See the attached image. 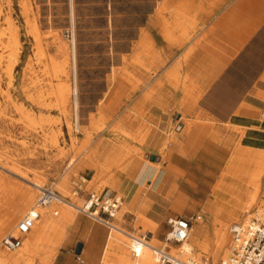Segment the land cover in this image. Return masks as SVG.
Listing matches in <instances>:
<instances>
[{"label": "rangeland", "instance_id": "1", "mask_svg": "<svg viewBox=\"0 0 264 264\" xmlns=\"http://www.w3.org/2000/svg\"><path fill=\"white\" fill-rule=\"evenodd\" d=\"M231 1L223 0L224 4L219 5L214 0H200L206 9L213 10L216 7L214 13ZM190 3L191 0H0V181L3 179L19 186L18 199L30 190L35 191L31 208L40 196L31 183L39 179L45 181V188H53L59 195L69 192L68 200L79 207L84 206L88 195L92 193L100 195L108 192L122 197L123 204L110 222L127 232L117 233L125 239L129 253L125 252V243L116 242L117 256L112 258L117 261L116 264H131L136 258L131 252L133 236L146 234L148 244L161 249L167 247L164 241L169 232L167 221L175 217L192 219V236L197 234L198 228L202 227L205 233H210L214 228L222 227L218 223L228 224L230 251V226L245 221L264 208V173L259 175L258 172L264 167V110L258 121L243 130L233 125L227 118V112L204 111L203 107L207 103L205 97L188 96L183 104L167 111V106L162 102L165 98L159 95L158 79L166 71L167 65L175 60L177 51L181 50L170 45L175 42L177 33V10L186 8L190 12L186 7ZM161 12L164 24L158 21ZM161 26L169 32L170 37L165 41L160 37ZM185 26L190 27L187 24ZM145 32L150 37L147 46H143L142 42ZM60 44L66 46L64 52L60 50ZM126 70L129 75L125 81L122 77ZM123 82H126L127 87L120 97L121 103L112 104V89ZM150 84L152 90L145 97L144 87L149 88ZM68 87L71 90L70 102L65 105L59 97V90ZM76 87L77 112L74 104ZM181 116L183 120L179 122ZM96 120L99 123L104 120L106 124L87 145V133L93 132ZM138 122L140 126H137ZM184 122L185 133L195 126L204 125L219 134L226 150L225 160L217 171L203 169L213 172V176L198 172L192 178L181 173L179 178L186 179L193 186L184 184L181 190L171 180L168 183L172 185L170 193L160 196L149 185L166 170L164 164L167 154L174 149L173 141L177 142L176 127ZM114 125L118 129L115 130L117 133L127 129L134 132V139L144 136L148 142L127 140L125 143L120 135L112 133ZM155 138L167 143L161 152L145 148ZM254 138L263 142L253 148L263 155L260 165L237 163L227 171L235 149L246 148L249 145L247 143ZM127 146L135 147L141 154H135ZM92 148L97 151L94 163L89 166L94 165L98 172L82 167L76 170L80 168L78 164L92 152ZM152 156L155 157L153 161ZM73 157L77 160L75 167L66 169ZM133 164L156 170L140 180V196L131 205L133 198L128 196V189H113L109 182L114 175L121 174L123 184L131 183L126 174ZM104 166L110 170L106 171ZM241 167L250 172L240 174L236 169ZM166 176L175 178L170 172ZM222 177L225 180L221 183ZM203 180L208 184L204 185ZM259 181L261 187L257 192L253 187ZM135 183L138 185V182ZM234 183L247 189L243 194L245 202L249 201L253 193L257 192L258 195L257 204L246 208L238 219L223 209L224 205L231 206L235 201L237 191ZM216 189H219L220 195L211 204ZM3 192H9V189L0 184L1 212L10 208L2 205ZM150 199L155 200L152 207L145 204ZM51 208L43 209L48 211ZM28 209L15 227L1 236L0 242L9 234L18 235L16 227ZM57 209L73 213L76 217H85L72 207ZM219 219H225L227 223ZM84 220L89 224H82L76 236L72 234L71 227L68 228L58 249L54 250L53 243L47 244L42 253L36 254L32 264L71 263L73 256L68 255V252L73 249L76 240L90 232L92 225L103 228L105 246L110 229L92 219ZM113 231L116 230L112 228ZM207 243L206 253H202L200 258L205 264H222L229 257L230 252L228 257L223 254L215 258L211 254L213 238L210 237ZM169 248L172 254L179 255L173 250L176 246L169 245ZM103 249L98 264H101ZM200 252L194 249V257ZM104 259L102 264H105Z\"/></svg>", "mask_w": 264, "mask_h": 264}, {"label": "crops", "instance_id": "2", "mask_svg": "<svg viewBox=\"0 0 264 264\" xmlns=\"http://www.w3.org/2000/svg\"><path fill=\"white\" fill-rule=\"evenodd\" d=\"M214 3L224 4L223 0H214ZM186 7L190 12L186 8L183 11L177 10L176 16L179 17L175 27L177 33L175 42L170 43V45H175L177 49L181 48V50L177 51L175 60L167 65L166 71L161 73L157 82L160 89L159 95L165 98L162 102L167 106L166 110H172L169 108L173 106L177 108L181 103H184L185 98L188 96H201L205 97V102H207L206 106L203 107L204 111L227 112L229 113L227 118L234 123L233 125L239 126L243 130L247 129L249 124L261 118V112L264 110V0H232L220 8L217 13H214L216 7L213 10L206 9L200 0H191L190 5ZM162 16L163 13L161 12L158 19L160 24L165 22ZM185 24L190 27L185 26ZM160 37L163 41L170 37L169 32L162 26ZM149 39L148 32H145L143 34V46H147ZM126 87V82L118 85L117 88L113 87L112 104L121 103L120 97ZM151 90V84L149 88L144 87V96L146 97ZM182 120L183 117L181 116L179 122ZM139 122L137 126H140ZM179 125L180 123L177 127ZM185 126L186 123L184 122L180 131L175 130L177 142L173 141L172 148L174 149L167 154L164 164L166 170L161 173L164 176L161 175L160 177L159 175L160 178L149 185L160 196H167L170 193L172 185L169 186L168 183L171 180H174L181 190L184 184L189 187L193 186L186 179L179 178L181 173L192 178L198 172L213 176V172L204 171L203 169H215L217 171L223 166L226 150L222 145L220 135L204 125L195 126L191 131L185 133ZM125 130L128 132L127 138H125L124 133H117L114 130L113 134L120 135L125 143L131 140H137L141 143V139L148 142L144 136L134 139V132ZM244 132L246 133V131ZM262 143L261 139L254 138L253 141L247 143L249 145L246 148L237 147L229 161L227 171L233 169L237 163L252 166L255 164L256 166L260 165L261 162L258 161L262 160L263 155L253 148L255 145ZM166 145V142H161V140L155 138L152 140L151 145L147 144L145 148L150 151L159 150L161 152V148L164 147V150ZM127 147L136 152L135 154H141L135 147ZM91 150L92 152L83 160L81 166L96 171L97 168L94 165L90 167L89 164L94 163L97 150L95 148ZM158 160L161 161V158ZM104 167L107 169L106 171L110 170L108 166ZM244 169L241 167L236 170ZM155 170L154 168L143 165L139 167L138 164H133L129 166L126 174L131 183L123 184L121 174H119L120 176L114 175L112 177L109 185L113 189L118 188L119 191H127L128 189L127 194L133 198L131 201V205H133L134 201L140 196V180H144ZM246 171L249 170L246 169ZM167 172H170L175 178H168L166 176ZM224 180V177L221 178V183ZM235 180L238 179L235 178ZM135 182H138V185ZM203 184L207 185L208 182L203 180ZM235 186L237 195L234 203L231 206L224 205L223 209L228 210L230 214L235 215V218L238 219L246 209L247 202L243 200V194L247 192V189ZM195 191L198 192V190ZM219 195L220 191L216 189L212 194L210 203L214 204ZM154 201L150 199L145 204L152 207L155 204ZM57 208L52 207L48 210L43 227H33L32 236L37 238L35 245L26 246L29 241L27 236L24 238L22 246L35 253H42L47 244L53 243L56 251L68 228L71 227L72 234L76 236L82 224H89L84 220L87 217H76L73 213ZM219 221L227 223L225 219H219ZM119 229L126 232L121 228ZM111 236L112 229L108 233L104 246L103 228L92 225L90 232L85 233L83 238L75 241L73 249L68 252V255L71 254L73 259H71V263L65 264H75L77 262L78 264H98L103 248L101 264L103 257H105V264H116L117 261L112 259L115 255L117 256V253H115L117 252L116 242L107 253ZM78 243L83 244L80 255L75 254Z\"/></svg>", "mask_w": 264, "mask_h": 264}, {"label": "built area", "instance_id": "3", "mask_svg": "<svg viewBox=\"0 0 264 264\" xmlns=\"http://www.w3.org/2000/svg\"><path fill=\"white\" fill-rule=\"evenodd\" d=\"M60 199L53 188L40 191V196L34 206L20 220L16 227L18 235L9 234L0 242V248L14 252L23 244V237L31 232L40 218V210L52 201ZM123 204V198L114 193L89 194L80 213L100 225L111 229V219L118 214ZM169 232L164 241L165 248H152L156 264H203L195 260H184L171 253L169 245H181L189 240L193 227L192 219L183 217L170 218L167 221ZM229 232L232 236L229 257L222 264H264V210L257 211L243 222L234 223ZM131 251L139 257V248L148 245L146 234L133 236Z\"/></svg>", "mask_w": 264, "mask_h": 264}, {"label": "bare ground", "instance_id": "4", "mask_svg": "<svg viewBox=\"0 0 264 264\" xmlns=\"http://www.w3.org/2000/svg\"><path fill=\"white\" fill-rule=\"evenodd\" d=\"M73 42H75V41H73ZM142 42H143V40H142ZM60 43H61V41H60ZM113 44H114V42L112 40L111 45L113 46ZM59 47H60V50L62 52H64L66 50V46L64 44H60ZM73 53H74L73 59H74V68H75V66H76V53H75V51ZM136 61L138 62V58L136 59ZM54 71H55V69H54ZM128 73H129L128 70H126L125 73L123 72V74H124L122 77L123 80H125V78L128 77V75H129ZM58 88H60V87H58ZM70 95H71V90L69 87L68 88H61L59 90V97H60L62 103L65 105L70 102V99H69ZM74 96H75V103L74 104L76 106L75 108H76V112H77V110H78V89H77V87L74 89ZM78 120H79V116L77 114L76 121L78 122ZM99 122L100 121L96 120L95 123L93 124V132L87 133L85 144H87V145L90 144V140L92 139L94 134L100 132V130L106 124V121H104V120L101 123H99ZM113 130L117 131L118 129L114 128ZM113 130H112V133H113ZM123 133L125 134V138H127L128 132L126 130H123ZM141 143H144V141L142 139H141ZM236 156H237V154H236ZM235 158H234V161L236 160ZM248 160H249V158H248ZM76 162H77V160L73 157V159H71L68 162L66 169L74 168L76 165ZM82 163H83V160L78 164V166L80 165V168H77L76 170L81 169V167H82L81 165H83ZM249 163H251V162H249ZM238 171L240 172V174L246 173V169L238 170ZM258 172H259V175L264 173V167L262 170H260V171L258 170ZM258 183L259 184H257L256 186L253 187V189H256L257 192L259 191V188L261 187L260 181ZM0 184L3 185L6 189H9V192H6V193L3 192L2 193V198H1L2 205L10 207L8 210H6L4 212L0 211V238H1V236L3 234H5L8 231H10L11 229H13L15 227L16 223L19 221V219L23 215V213L28 208H31L30 206H31L32 202L34 201L36 193H35V191L30 190V191L22 194L20 199H18L17 196H18L19 186L13 184L10 181H6L3 179L0 181ZM31 184H32L33 189H35L36 191L40 192L42 189H46L44 187L45 181H42L41 179H39L37 182L31 183ZM257 192L253 193L251 195L249 201L246 204V208H252L254 205L257 204V200H258ZM76 194L77 193H74L73 195H76ZM68 197H69V192H63L60 195V199L52 201L47 207L50 208V207H62V206H64V207H66V209H67V207H72V208H75L78 213H80V210L82 209V207H79V206L75 205L74 203L70 202L68 200ZM47 207H45V208H47ZM262 210H264V208ZM47 212L48 211H44V209L40 210V218L35 223V227H38V226L43 227L45 225V222L47 219ZM218 224H220L222 227L221 228L216 227L210 233L209 232L205 233V231L202 229V227L198 228L197 234L195 236H192V234H190V238L188 241H186L185 243H183L181 245H177L176 246L177 248H173L174 252L179 254L178 256L185 257L184 260H195V261H199V262L205 264L203 261H201L200 258L202 257V253H206V248L209 245L207 243V241L210 237H212L213 243L211 244V246H213V250H212L211 254L215 258H217L218 256H221L223 254H224V256L228 257V254L230 252L229 251V240H228V228H227L228 224H223L221 222ZM111 226H112L111 229L114 228L116 231L112 232V236H111L110 241H109L107 253L110 251L113 244L115 242H117L119 244L125 243V245H126L125 252H126V254H128L129 253L128 249H127L128 246L126 244L125 239L117 233L118 231L119 232H123V231L120 230L118 227L113 226L112 224H111ZM33 232H34V229L31 230V233H28L27 235H25L23 237V240L25 237H27V236L29 237V241L27 242L26 246H29V247L34 246L35 243L37 242V238L35 236H32ZM191 232H192V229H191ZM131 241H132V239H131ZM148 245L149 246L145 245V246H141L139 248V257H136L131 264H156V259H155L154 253L152 251V248H151L153 246L150 244H148ZM172 246H174V245H172ZM131 248H132V243H131ZM194 249L201 251L197 255V257L200 260H198L197 257H194V253H193ZM36 254H38V253H35L32 250H27L26 247H24V246L22 248L20 247L19 249H17L16 253H14V254L7 253L4 249L0 248V264H32L36 258ZM132 255H133V253H132ZM133 257H135V255H133ZM225 260H223V261H225ZM43 262L45 263L46 261L43 260Z\"/></svg>", "mask_w": 264, "mask_h": 264}, {"label": "water", "instance_id": "5", "mask_svg": "<svg viewBox=\"0 0 264 264\" xmlns=\"http://www.w3.org/2000/svg\"><path fill=\"white\" fill-rule=\"evenodd\" d=\"M181 129H182V125H179V126L177 127V131H180ZM151 160H152V161L155 160V157L152 156V157H151ZM82 250H83V244H82V243H78V245L76 246V249H75V254H76V255H80L81 252H82Z\"/></svg>", "mask_w": 264, "mask_h": 264}]
</instances>
